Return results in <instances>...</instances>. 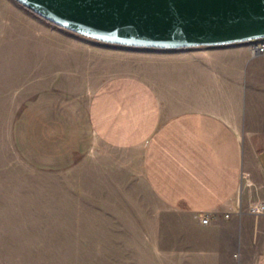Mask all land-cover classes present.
<instances>
[{"label": "crops", "instance_id": "1", "mask_svg": "<svg viewBox=\"0 0 264 264\" xmlns=\"http://www.w3.org/2000/svg\"><path fill=\"white\" fill-rule=\"evenodd\" d=\"M39 20L54 37L43 44L35 29H0L7 62L43 68L17 82L11 132L19 156L50 173L92 157L126 194L140 173L156 202L182 217L173 227L190 230V259L264 264V211L251 210L264 203V54L243 43L116 45ZM209 211L219 217L203 225L199 215Z\"/></svg>", "mask_w": 264, "mask_h": 264}, {"label": "rangeland", "instance_id": "2", "mask_svg": "<svg viewBox=\"0 0 264 264\" xmlns=\"http://www.w3.org/2000/svg\"><path fill=\"white\" fill-rule=\"evenodd\" d=\"M2 4L0 29H35L45 34L36 36L42 44L52 39L48 25L39 20L43 18L23 6L39 19L27 15L8 0ZM113 52L118 58L128 56ZM1 55L0 264H205L188 257L190 230L173 227L182 217L156 202L140 173L126 194L124 185L110 186L107 164L101 163L100 170L92 157L50 173L19 156L11 132L17 82L43 68L9 63L8 55Z\"/></svg>", "mask_w": 264, "mask_h": 264}, {"label": "water", "instance_id": "3", "mask_svg": "<svg viewBox=\"0 0 264 264\" xmlns=\"http://www.w3.org/2000/svg\"><path fill=\"white\" fill-rule=\"evenodd\" d=\"M44 20L104 43L179 49L264 37V0H15Z\"/></svg>", "mask_w": 264, "mask_h": 264}, {"label": "built area", "instance_id": "4", "mask_svg": "<svg viewBox=\"0 0 264 264\" xmlns=\"http://www.w3.org/2000/svg\"><path fill=\"white\" fill-rule=\"evenodd\" d=\"M247 47L250 49L252 54H264V37L263 38H257L251 41L246 42ZM252 212L255 214H260L264 211V203H261L259 205L254 206L252 209ZM240 210L238 211H228V212H222L221 216L224 219H230L235 214H240ZM219 212L217 211H209V212H203L199 215L200 222L203 225L210 224L214 219L219 217ZM235 257L238 256V253L234 254Z\"/></svg>", "mask_w": 264, "mask_h": 264}]
</instances>
